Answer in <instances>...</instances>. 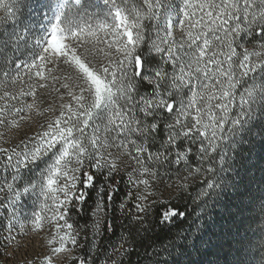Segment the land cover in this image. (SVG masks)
Returning a JSON list of instances; mask_svg holds the SVG:
<instances>
[{
    "label": "trees",
    "instance_id": "trees-1",
    "mask_svg": "<svg viewBox=\"0 0 264 264\" xmlns=\"http://www.w3.org/2000/svg\"><path fill=\"white\" fill-rule=\"evenodd\" d=\"M232 1L201 55L181 35L160 48L147 1L118 0L146 14L123 76L125 162L69 156L53 181L71 185L58 209L38 191L54 151L30 154L40 132L0 140V264L17 211L56 225L51 245L72 250L64 264H264V0ZM27 4L0 0L21 18Z\"/></svg>",
    "mask_w": 264,
    "mask_h": 264
},
{
    "label": "rangeland",
    "instance_id": "rangeland-1",
    "mask_svg": "<svg viewBox=\"0 0 264 264\" xmlns=\"http://www.w3.org/2000/svg\"><path fill=\"white\" fill-rule=\"evenodd\" d=\"M146 1L160 48L164 34L181 35L179 46L200 41L201 55L206 33L236 7L232 0ZM144 11L118 0H28L22 18L0 8V140L7 147L21 132H40L30 154L54 151L48 185L38 191L52 194L58 209L71 185L53 181L69 156L78 163L94 157L116 167L125 162L123 137L130 125L120 108L128 94L123 76L145 32ZM55 231L39 212L17 211L4 264H64L72 250L51 245Z\"/></svg>",
    "mask_w": 264,
    "mask_h": 264
},
{
    "label": "water",
    "instance_id": "water-1",
    "mask_svg": "<svg viewBox=\"0 0 264 264\" xmlns=\"http://www.w3.org/2000/svg\"><path fill=\"white\" fill-rule=\"evenodd\" d=\"M172 108H173V104H170V105L168 106V110L171 111Z\"/></svg>",
    "mask_w": 264,
    "mask_h": 264
}]
</instances>
